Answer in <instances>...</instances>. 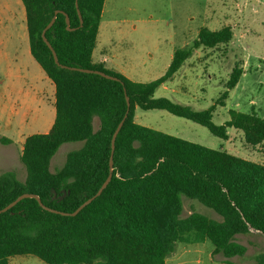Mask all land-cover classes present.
I'll return each mask as SVG.
<instances>
[{"label":"trees","instance_id":"obj_1","mask_svg":"<svg viewBox=\"0 0 264 264\" xmlns=\"http://www.w3.org/2000/svg\"><path fill=\"white\" fill-rule=\"evenodd\" d=\"M22 2L31 54L55 85V119L48 132L26 136L21 153L24 180L13 171L0 172V209L29 192L38 194L49 207L72 212L107 179L112 153L114 169L107 187L76 215L48 210L34 197L0 212V264H10L11 256L24 254L48 264H166L178 242L207 239L214 245V255H244L247 246L236 235L251 229L264 234V162L136 120L137 107L163 109L198 122L223 139L229 138L228 128L234 127L243 131L248 144L263 145L264 115L230 109V119L223 124L213 120L217 106L225 105L241 79L239 65L231 72L226 90L206 109L155 97L157 88L175 75L194 49L229 43L231 27L202 28L193 46L174 52L162 76L140 82L93 58L105 0ZM56 10L61 11L55 14ZM66 14L73 29L67 28ZM54 15L46 36L67 67L56 63L42 36ZM72 67L103 70L118 79ZM127 111L113 150L114 132ZM1 141L11 139L2 136ZM71 141H83V145L69 151L64 164L52 170L54 155ZM182 195L214 209L222 219L197 211L183 216ZM256 261L264 264V252L256 255Z\"/></svg>","mask_w":264,"mask_h":264},{"label":"rangeland","instance_id":"obj_2","mask_svg":"<svg viewBox=\"0 0 264 264\" xmlns=\"http://www.w3.org/2000/svg\"><path fill=\"white\" fill-rule=\"evenodd\" d=\"M207 27H231L229 43L199 47L175 75L160 85L155 97L201 110L210 107L226 90L236 65L243 69L225 105H218L213 120L223 124L230 109L264 115V0H105L95 61L140 82L152 81L168 69L177 49L194 45ZM55 119V85L30 51L26 11L22 0H0V172L13 171L24 180L23 142L33 133L48 132ZM137 122L205 146L264 162V144L252 146L243 131L229 127V138L214 135L202 124L163 109H136ZM95 117V129L99 128ZM11 139L4 143L1 137ZM83 141L63 143L51 169L60 168L67 153ZM183 216L193 211L221 220L202 202L182 195ZM247 246L244 255L211 254L213 243L178 242L168 264H257L264 252V234L255 229L235 238ZM10 264H48L33 254L14 255Z\"/></svg>","mask_w":264,"mask_h":264},{"label":"water","instance_id":"obj_3","mask_svg":"<svg viewBox=\"0 0 264 264\" xmlns=\"http://www.w3.org/2000/svg\"><path fill=\"white\" fill-rule=\"evenodd\" d=\"M61 10H56V13H59ZM79 11V16H80V21H81V25L83 24V16H82V13H81V10L78 9ZM56 20V15H54V17L52 18V20L49 22V24L44 28L43 32H42V36L45 40V42L48 44V46L51 48L52 50V53H53V56H54V59L56 61L57 64L63 66V67H67V65H64L60 62L59 60V57H58V54L56 52V50L54 49V47L52 46L51 42L48 40L47 36H46V31L48 28H50L54 22ZM66 22H67V28L68 29H73L71 27V21H70V17L68 14H66ZM74 69H79L81 71H84V72H91V73H98V74H101L107 78H111V79H118V77L112 75V74H109L103 70H99V69H90V68H82V67H72ZM126 99H127V102H128V106H130V97L128 95H126ZM127 114H128V111L124 117V119L119 123L116 131L114 132V135H113V138H112V148L114 150L115 148V140H116V137L121 129V127L123 126L124 124V121H125V118L127 117ZM113 169H114V160H113V153L111 155V158H110V173L107 177V179L104 181V183L102 184V186L99 188V190L94 194L92 195L91 197H89L88 199H86L82 204H80L74 211L72 212H66V211H60V210H57V209H54L52 207H49L47 206L46 204H44V202L41 200V197L36 194V193H29V192H26V193H23L21 195H19L16 199H14L11 203H9L7 206L3 207L2 209H0V212H3V211H7L8 209H10L11 207H13L15 204H17L20 200H22L23 198L25 197H34L36 198L39 203L41 204V206H43L44 208L48 209V210H51V211H55V212H60L62 214H66V215H76L81 209H83L87 204H89L90 202H92L97 196H99L102 191L107 187V185L109 184L111 178H112V174H113ZM64 196V195H63ZM62 196V197H63Z\"/></svg>","mask_w":264,"mask_h":264},{"label":"crops","instance_id":"obj_4","mask_svg":"<svg viewBox=\"0 0 264 264\" xmlns=\"http://www.w3.org/2000/svg\"><path fill=\"white\" fill-rule=\"evenodd\" d=\"M35 59V58H34ZM104 60H105V58H103V61H101V62H104ZM40 65V64H39ZM42 68V67H41ZM52 81V80H51ZM25 140V139H24ZM211 254H213V250H212V253ZM166 264H168V258H167V263Z\"/></svg>","mask_w":264,"mask_h":264}]
</instances>
